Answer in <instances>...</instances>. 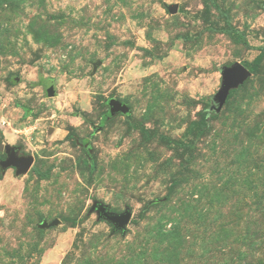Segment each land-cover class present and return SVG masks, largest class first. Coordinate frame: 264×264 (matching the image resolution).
I'll list each match as a JSON object with an SVG mask.
<instances>
[{"label":"rangeland","instance_id":"1","mask_svg":"<svg viewBox=\"0 0 264 264\" xmlns=\"http://www.w3.org/2000/svg\"><path fill=\"white\" fill-rule=\"evenodd\" d=\"M0 144V264H264V0H0Z\"/></svg>","mask_w":264,"mask_h":264},{"label":"water","instance_id":"2","mask_svg":"<svg viewBox=\"0 0 264 264\" xmlns=\"http://www.w3.org/2000/svg\"><path fill=\"white\" fill-rule=\"evenodd\" d=\"M173 11L176 12L177 7H174ZM250 75L251 71L244 65L238 64L235 67L231 68L227 74L228 81L224 84L223 91L221 93L224 98L227 96L229 89L232 86L243 83ZM46 87L49 96H55L57 94L55 84L51 80L47 82ZM108 104L110 116H114L117 114L127 115L131 112V107L127 102L123 100L111 99ZM0 151H5L7 153V158L4 160H0V165L3 167V169H6L8 167H15L17 173L20 174L27 172L34 163V157L31 155L19 156L18 148L16 147L0 144ZM93 209L98 212L99 219L106 220L113 225V232H125L127 225L132 217V211L129 207H127L123 212L119 213L112 211L110 205L106 203L96 202L93 206ZM58 223L59 219H55L51 223H44L43 226L50 227Z\"/></svg>","mask_w":264,"mask_h":264},{"label":"trees","instance_id":"3","mask_svg":"<svg viewBox=\"0 0 264 264\" xmlns=\"http://www.w3.org/2000/svg\"><path fill=\"white\" fill-rule=\"evenodd\" d=\"M260 61V57H258L256 60H255V66L259 63ZM109 111V110H108ZM130 114V113H129ZM128 115V114H127Z\"/></svg>","mask_w":264,"mask_h":264}]
</instances>
